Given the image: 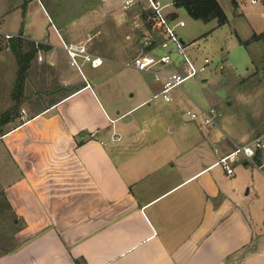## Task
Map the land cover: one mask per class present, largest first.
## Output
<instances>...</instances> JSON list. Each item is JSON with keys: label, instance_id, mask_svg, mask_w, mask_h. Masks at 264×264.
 Returning <instances> with one entry per match:
<instances>
[{"label": "crops", "instance_id": "0c3cea01", "mask_svg": "<svg viewBox=\"0 0 264 264\" xmlns=\"http://www.w3.org/2000/svg\"><path fill=\"white\" fill-rule=\"evenodd\" d=\"M134 2L124 9V0H0V26H17L12 33L43 45L41 60L64 92L39 107L24 101L0 134V195L17 224L0 264H264L262 173L237 176V165H249L243 158L231 175L216 165L233 149L216 127L129 117L161 89L150 73V95L138 86L132 105L112 103L120 93L110 83L124 77L125 62L163 53L146 0ZM175 9L166 13L182 20ZM148 32L150 46L142 39ZM77 44L103 58L100 77H86L82 61L69 70L63 45ZM7 59L0 53V82ZM7 94L0 88V113ZM166 103L171 113L183 111ZM120 119L139 127L118 130Z\"/></svg>", "mask_w": 264, "mask_h": 264}, {"label": "rangeland", "instance_id": "374dc122", "mask_svg": "<svg viewBox=\"0 0 264 264\" xmlns=\"http://www.w3.org/2000/svg\"><path fill=\"white\" fill-rule=\"evenodd\" d=\"M219 2L227 17V22L222 25H217L214 19L208 22L194 20L184 9L178 10L179 18L185 22V25L177 27L176 32L184 42L185 53L197 66L203 64L205 57L209 59L205 71L185 80L180 88L169 91L172 101L183 111L171 113L168 110L170 103L157 97L151 100L150 106L145 105L137 109L129 117L133 120L139 115L142 116L141 119L190 120L184 114L186 110L213 108L221 113L218 122L219 131L222 137L232 143V148L241 144L239 142H249L254 138H260L264 147V36L259 40L250 41L247 45H242L237 40V37L246 40L253 33L264 31V16L261 15L264 10L263 0H258L256 3H252L251 0H237L242 11L241 17H236L233 13V0H219ZM161 4L165 12H177L170 0H161ZM1 28L14 32L17 26H1ZM167 50L170 51L171 62L164 65L161 71L165 73L181 71L184 65L182 55L175 50L172 43H169ZM162 51L165 52L163 49ZM0 53L6 54L9 60L5 79L3 81L2 78L0 82V88L8 92L10 101L8 109L13 105L10 98L15 86L17 63L9 49L3 47ZM39 56H43L42 51L37 52L30 62L24 81V101H27L29 107L47 104L64 93L60 88L54 67L46 64L44 59L39 60ZM78 61L82 60L78 59ZM83 64L81 70L86 77L91 79L92 75L100 77L103 74L102 68L98 67L91 69V74L88 75L84 66H89V63ZM68 66L70 71L76 72L77 68L70 66L69 61ZM122 72H124L123 78H112L110 83L114 94L120 93V97H113L112 103L118 107L132 105L141 95L139 89L137 90L138 86L142 92L151 94V88L153 89L150 84L153 82L151 75L132 67H125ZM203 78L207 80L203 81ZM132 92L134 96H129ZM24 101L12 112L13 119L20 115ZM133 120L126 124L120 119L114 126L118 130L122 126L126 130L133 127L138 129L139 123H134ZM237 168V176L241 178L249 177L250 170H255L250 165L245 168L237 165ZM16 227L14 216L0 195V252L14 245L12 234Z\"/></svg>", "mask_w": 264, "mask_h": 264}, {"label": "built area", "instance_id": "2783aa9c", "mask_svg": "<svg viewBox=\"0 0 264 264\" xmlns=\"http://www.w3.org/2000/svg\"><path fill=\"white\" fill-rule=\"evenodd\" d=\"M257 1L258 0H251L252 3ZM146 2L147 15L145 19L149 23L151 31L161 35L158 46L165 50V52L155 60H151L145 55L138 54L130 61L125 62L124 65L151 73L155 80L160 82L161 89L154 94L150 100L161 97L164 101L169 102L171 101L169 91L173 88H180L185 80L205 71L209 59L205 57L203 59V64L197 66L192 58L185 53L184 42L176 32V28L184 26L185 22L177 18H169L168 14L163 10L161 0H146ZM134 4V0H124L123 7L124 9H128ZM138 24V22H135L134 26L138 27ZM152 32L145 33L142 37L144 44L147 46L152 45L154 42ZM13 37L22 36L20 34L5 31L0 26V40L2 41L3 47L9 49L7 47V41ZM34 43L36 45L40 44L38 41H34ZM169 43H172L175 50L183 57L184 65L182 66L181 71L165 73L153 68L154 64L160 63L166 65L171 62L170 51L167 50ZM63 46L68 55L70 65L75 66L78 70H80L81 67L78 59H81L83 63H89L91 67H98L103 62L102 57L89 53L83 45L77 44ZM38 59L41 60V56H39ZM184 114L187 115L190 120L201 125L216 127L218 129L220 128L218 124L220 113L213 108H210L209 110L198 109L197 111L186 110ZM114 138H117V136H114ZM258 150H260L261 153L257 156ZM241 158H243L251 167L261 172L264 176V148L260 138H255L248 144L235 145L230 152L220 156L215 164L220 166L227 175H231L233 173V163L239 161Z\"/></svg>", "mask_w": 264, "mask_h": 264}, {"label": "trees", "instance_id": "16d2710c", "mask_svg": "<svg viewBox=\"0 0 264 264\" xmlns=\"http://www.w3.org/2000/svg\"><path fill=\"white\" fill-rule=\"evenodd\" d=\"M174 8H182L194 20L208 22L215 20L217 25L227 22L226 14L218 0H170ZM264 5V0H263ZM145 12L143 13V15ZM169 18L176 19V14H168ZM264 36V31L253 33L249 39L237 40L242 45H247L250 41L259 40ZM7 47L12 52L17 63L15 86L11 93L12 107L0 113V134L7 129L6 124L13 120L12 112L24 101V81L30 62L35 58L39 49L43 48L41 44H35L34 41L25 40L22 37H13L7 41ZM3 48L0 40V50ZM257 154L259 152L257 151Z\"/></svg>", "mask_w": 264, "mask_h": 264}]
</instances>
